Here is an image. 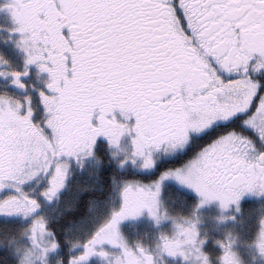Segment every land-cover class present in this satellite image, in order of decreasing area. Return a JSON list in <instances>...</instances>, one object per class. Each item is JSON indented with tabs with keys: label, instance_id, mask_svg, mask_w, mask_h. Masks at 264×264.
I'll use <instances>...</instances> for the list:
<instances>
[{
	"label": "snow or ice",
	"instance_id": "1",
	"mask_svg": "<svg viewBox=\"0 0 264 264\" xmlns=\"http://www.w3.org/2000/svg\"><path fill=\"white\" fill-rule=\"evenodd\" d=\"M3 10L25 62L20 71L0 54V77L27 91L24 77L35 65L47 90H39L40 118L32 95L0 92V217L31 219L25 234L39 247L53 235L38 214L41 197L58 196L68 159L94 155L100 137L116 149L130 137L120 164L139 162L145 171L157 167V154H183L201 140L157 178L125 181L120 207L73 243L83 250L69 264L106 259V245L121 249L115 264H156L121 230L122 221L145 212L157 225L174 222V235L161 234L162 252L188 261L195 250L210 264L198 219L180 223L161 195L169 178L199 196L195 209L218 202L227 210L247 193L264 195V0H4ZM44 179L40 192L26 187ZM260 224L256 245L264 255V219ZM218 243L221 264H240L231 240ZM58 247L49 239L40 257ZM32 255L20 264H34Z\"/></svg>",
	"mask_w": 264,
	"mask_h": 264
},
{
	"label": "trees",
	"instance_id": "2",
	"mask_svg": "<svg viewBox=\"0 0 264 264\" xmlns=\"http://www.w3.org/2000/svg\"><path fill=\"white\" fill-rule=\"evenodd\" d=\"M29 68V75L26 76L27 80H30L27 84L29 85V89L24 94H30L35 97L34 105L37 107L36 115L40 118L43 116V114L41 115L43 106L39 103L40 89H35L32 86V82L34 78L42 79L46 77V74L39 73L35 65H31ZM33 68H35V72H32ZM1 89L5 88H0V92H3ZM199 144H201V140L194 139L186 153H180L178 158H172L170 160L162 159L161 161L163 163L159 164L158 169L152 173H145L131 166L122 167L117 157L113 155V147L108 144V141L104 137L98 139V147L94 155L83 157L77 165L75 158L68 159V164L71 163V160L73 161V164L69 165L68 168L69 178L67 177L65 188L59 192L58 196L55 197L56 199L54 198L55 201L54 199L52 200L56 203V206L57 204L59 205V212L56 209L55 216L49 220V231L53 233L50 237H52L51 239H55L59 244L57 249L59 253L58 264L61 261L63 264H69L70 257L82 250V247H72L75 242L70 238L72 226L89 220L92 225L90 232L93 233L101 222V218L96 219L97 217H101L99 214L103 215V219L114 209V207L109 208L110 206L106 202L119 187H122L125 181L144 180L147 182L149 179L156 178L157 175H160L161 169L178 164L187 158V156H190ZM42 181H45V179ZM168 187L165 193V207L170 215L174 212L184 213L193 209L197 203V197L194 193L176 185L168 184ZM63 201L64 203H62ZM185 205L186 207L184 208ZM115 206H117V203H115ZM95 216L97 217L95 218ZM25 220V225L27 226L29 219H24L21 216L1 217L0 233L3 235L16 234V228H19L17 222L22 223ZM2 225L4 227H1ZM25 229L22 230L24 231ZM124 230L126 235L128 233L129 236H127L131 239H135V236H143V228L138 225L128 226L126 224ZM23 231L21 234H23ZM144 240L148 243L152 242V239ZM0 248H5L9 252L6 247ZM6 250L0 249V264H16V261L13 263L10 261L9 254H7Z\"/></svg>",
	"mask_w": 264,
	"mask_h": 264
},
{
	"label": "rangeland",
	"instance_id": "3",
	"mask_svg": "<svg viewBox=\"0 0 264 264\" xmlns=\"http://www.w3.org/2000/svg\"><path fill=\"white\" fill-rule=\"evenodd\" d=\"M3 2H4L3 0H0V3H3ZM13 26H14V24H13L10 13L7 10L0 11V54H2L5 58H7L10 61L12 67H15L17 70L23 71L24 62H25V54L22 52L21 49H19L17 47V45L15 43L16 39H18V34H14V33H11L8 31V29L13 27ZM5 67H7V66H5ZM35 71H36L35 68H33L32 72H35ZM45 79H46V77H44L42 79L34 78L33 82H32V86L35 85V89L38 88V89H43L46 91L47 89H46V86L44 83ZM10 80H11V78L5 79L3 77H0V88H5V89H1V90L2 91H8L11 93H15L17 96H24L25 95L24 93H26L27 91L22 90V89H18L14 85H11ZM29 81L27 80L26 77H24V82L26 84H28ZM9 89H11V90L9 91ZM34 100H35V97H34ZM42 114H43V112L41 113V115ZM117 118L118 119L121 118L119 113H117ZM105 140H106V138H105ZM114 152L118 153L117 155H114V156L117 157L119 162L121 160H124L129 155V153L131 152L130 137H128V136L123 137L121 140V143H120V148L119 149L113 148V153ZM179 154L180 153H177L174 156L165 155L163 152L157 154V160H158L157 167L153 170H150V171H145V170L141 169L139 166V162H137V164H133L131 162V160H129L127 164H125L123 166L121 165V166L122 167L131 166L132 168L140 169L145 173H152L158 169L159 164L163 163L161 161L162 159L163 160L164 159L170 160L172 158H178ZM72 164L73 163H69V165H72ZM158 176L159 175H157L156 178ZM35 183H37V182H35ZM168 184L176 185V186H179L180 188H183V189H186L190 192L195 193L192 189L188 188L185 185L180 184L175 179L169 178L168 180H166L164 182L163 191H162V195H161V200H162V204H163L164 208H166L165 207V193H166L167 188H169ZM39 185H40V187L37 184V187L39 188V190L37 187H34L33 183L31 185H29L28 187L35 188L37 192H40V190H42L44 187H46L47 180L46 179H45V181L41 180ZM121 188L119 187L115 191L113 196L106 202L110 206L109 208L114 207V209H117L120 207V205L122 203V199H121V195H120ZM55 199H54V201H55ZM62 203H64V201ZM115 203H117V206H115ZM42 207H43L42 210L38 214L46 215L48 220H50L53 216H55L56 209L59 212V205L58 204H57V206L56 205L54 206L52 204H51V206H49L44 202ZM62 207H63V205H62ZM111 212H112V210L109 212L108 216L110 215ZM168 213H169V211H168ZM99 216H101V217L95 216V218L96 217H97L96 219L101 218V220H100L101 222L106 218L105 217L102 219L103 215H101V214H99ZM177 219L179 220L180 223H184V220H182L180 218H177ZM25 222H26V220L23 221L22 223L17 222V226L21 229L16 228V231H17L16 234L3 235L0 233L1 236H4V237L0 236V247H6L9 250V252L5 248H0V249H4L7 251V254H9L8 257L12 263L14 261H16V264H20L21 260L24 257V254L26 252H28L29 250H32V252H33L32 259L34 261V264H58V256L56 255L57 249L55 251L49 252L43 258L40 257V253L43 251V249L45 247H47V241L49 239H51V237L46 236L44 238V240L40 242L39 247H34L33 242L30 238V235L25 234V230L29 227V224L31 223V219L28 220L27 226L25 225ZM126 224H128V226H137V225L141 226L143 228V233H142L143 236H141V237L135 236L136 237L135 239H131L130 237H128L129 236L128 233H127V235H128L127 236L125 233V230H124ZM1 227H4V226L2 225ZM91 228H92V225L89 222V220L83 221L82 223H80L78 225L72 226L71 230H70V238L75 242L76 241L82 242L83 240L87 239L92 234V232H90ZM22 229H25V230L23 231ZM121 230H122L123 234L125 235V237L127 238L129 246H131L132 248H135L137 242H140L145 248H147L153 254V256L156 260V264H187V263H185V260L183 259V257L169 256L167 253L162 252L161 248H160V245L162 244L161 234L164 233V234H167L168 236H172L176 232L173 220H171V219L164 220L161 224L157 225L156 222L147 214V212H145L143 215H141L139 217L128 218V219L122 221L121 222ZM22 231H23V234H21ZM199 237H201L200 234H199ZM144 239H152V242L148 243ZM135 240H138V241H135ZM105 247L110 253L109 256L106 259L102 258L100 256H93L90 259V261L88 262V264H109V261H111L112 264H115L117 257H119L121 255V249L118 247H111V246H107V245ZM81 251H78L75 255H78ZM57 254H59V253L57 252ZM174 258H176V259H174ZM189 260H191V259H189ZM189 264H191V263H189Z\"/></svg>",
	"mask_w": 264,
	"mask_h": 264
},
{
	"label": "flooded vegetation",
	"instance_id": "4",
	"mask_svg": "<svg viewBox=\"0 0 264 264\" xmlns=\"http://www.w3.org/2000/svg\"><path fill=\"white\" fill-rule=\"evenodd\" d=\"M75 163L78 164L77 160ZM35 182L32 183L34 187H37ZM196 197L198 202L199 196L196 195ZM41 202L42 205L44 202L47 205H56L54 201L49 202L43 197ZM172 216L182 220L183 217L198 219L197 228L201 236L199 238L205 241L202 250L208 255L210 264H221L219 258L223 255L224 249L218 241L228 242L229 240L232 241L231 248L237 254L240 264H264V255L260 253L256 245L257 234L261 227L260 221L264 219V195L247 193L242 197L239 207L233 204L227 210L221 209L218 202H212L199 209L193 207L189 212H174ZM222 216L235 217V219L221 220ZM190 259L185 263L202 264V259L195 250L190 253Z\"/></svg>",
	"mask_w": 264,
	"mask_h": 264
}]
</instances>
